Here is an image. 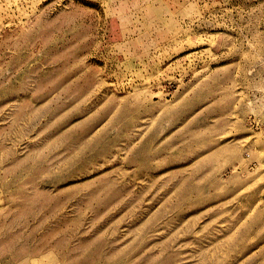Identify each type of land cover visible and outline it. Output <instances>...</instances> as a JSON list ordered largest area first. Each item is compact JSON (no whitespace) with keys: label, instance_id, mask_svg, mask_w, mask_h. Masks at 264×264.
<instances>
[{"label":"rangeland","instance_id":"1","mask_svg":"<svg viewBox=\"0 0 264 264\" xmlns=\"http://www.w3.org/2000/svg\"><path fill=\"white\" fill-rule=\"evenodd\" d=\"M0 264H264V0H0Z\"/></svg>","mask_w":264,"mask_h":264}]
</instances>
